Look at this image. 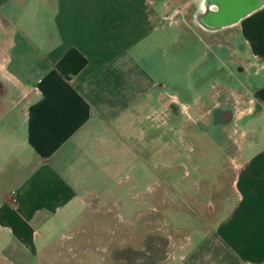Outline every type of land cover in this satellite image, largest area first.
<instances>
[{
	"label": "crops",
	"instance_id": "1",
	"mask_svg": "<svg viewBox=\"0 0 264 264\" xmlns=\"http://www.w3.org/2000/svg\"><path fill=\"white\" fill-rule=\"evenodd\" d=\"M167 37L247 55L257 76L223 149L222 214L173 264H264V0H0V230L11 255L35 260L44 229L68 226L136 159L148 165L149 111L160 103L163 122L166 111L152 70ZM72 49L87 64L67 78L58 63Z\"/></svg>",
	"mask_w": 264,
	"mask_h": 264
},
{
	"label": "rangeland",
	"instance_id": "2",
	"mask_svg": "<svg viewBox=\"0 0 264 264\" xmlns=\"http://www.w3.org/2000/svg\"><path fill=\"white\" fill-rule=\"evenodd\" d=\"M174 39L166 38L163 68L152 70L164 83L159 92L166 111L163 122L161 104L159 111L150 108L148 165L136 159L104 193H88L85 208L68 226L53 227L50 234L44 229L48 244L35 260L11 255V240L0 230V264H173L196 233L222 214L217 191L227 186L223 149L235 132L234 116L253 105L257 76L243 69L251 62L247 55L210 51L199 38L180 37L169 45Z\"/></svg>",
	"mask_w": 264,
	"mask_h": 264
},
{
	"label": "trees",
	"instance_id": "3",
	"mask_svg": "<svg viewBox=\"0 0 264 264\" xmlns=\"http://www.w3.org/2000/svg\"><path fill=\"white\" fill-rule=\"evenodd\" d=\"M87 64V58L77 49L70 50L58 63V69L71 78Z\"/></svg>",
	"mask_w": 264,
	"mask_h": 264
}]
</instances>
